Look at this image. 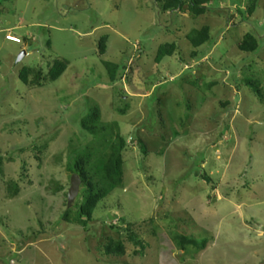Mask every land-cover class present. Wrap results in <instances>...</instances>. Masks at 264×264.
Wrapping results in <instances>:
<instances>
[{
	"label": "rangeland",
	"instance_id": "rangeland-1",
	"mask_svg": "<svg viewBox=\"0 0 264 264\" xmlns=\"http://www.w3.org/2000/svg\"><path fill=\"white\" fill-rule=\"evenodd\" d=\"M162 5L0 0V264H264V99L247 84L264 94V0H213L201 16ZM204 27L196 50L187 36ZM247 34L257 52L239 50ZM166 44L175 53L158 63ZM56 61L69 64L57 82L20 81ZM104 62L119 67L114 83ZM95 106L126 141L123 184L84 228L61 217L71 153L95 161L112 142L81 127ZM111 241L125 256L105 254Z\"/></svg>",
	"mask_w": 264,
	"mask_h": 264
},
{
	"label": "trees",
	"instance_id": "trees-1",
	"mask_svg": "<svg viewBox=\"0 0 264 264\" xmlns=\"http://www.w3.org/2000/svg\"><path fill=\"white\" fill-rule=\"evenodd\" d=\"M162 1V9L165 12L181 11L187 6L188 11L193 15L201 16L207 11V5L212 3L213 0H158ZM255 11V4L253 3L248 14H252ZM187 39L194 49H199L202 46L210 42V30L207 27L201 30H194L188 36ZM107 37H103L100 41L99 51L103 56L106 53ZM239 50L246 53L257 52L259 44L257 39L247 34L242 42L239 43ZM176 45L166 44L159 48L156 61L160 63L166 57H172L175 53ZM193 57H197V53L192 54ZM68 62L56 61L54 66L50 69L48 74L43 77L42 72H35L29 68H24L20 74V81L24 86L29 87H41V81L54 83L57 82L68 68ZM106 68L111 83L116 81V74L119 70L117 65L109 62L103 63ZM30 76H33L30 79ZM252 89L254 95L261 100L264 99V94L260 89L259 82L255 81L247 83ZM124 114V112H122ZM83 130L94 136H100L102 140L112 137V142L109 144V148L106 153L101 154L100 157L94 161V154L89 149H82L73 151L69 158V172L72 175H77L81 180V186L79 195L74 203L69 207L67 211L61 217L62 221L87 227L88 223L93 220V214L98 205L111 193L112 190L121 187L123 184V152L126 148V141L119 134L113 133L112 125L101 124V113L98 106L93 107L89 114L80 121ZM103 136V137H102ZM109 136V137H108ZM115 136V137H114ZM113 138L115 140H113ZM141 144V149L144 154L147 150L142 141H138ZM1 165V159H0ZM11 189H14L11 186ZM17 191L13 192L16 196ZM175 241L179 244L182 250H186L187 247L193 246L203 250L205 248V242L199 243L194 238L176 235ZM105 254L109 257H123L126 254L125 245L120 241H111L105 246Z\"/></svg>",
	"mask_w": 264,
	"mask_h": 264
},
{
	"label": "water",
	"instance_id": "water-1",
	"mask_svg": "<svg viewBox=\"0 0 264 264\" xmlns=\"http://www.w3.org/2000/svg\"><path fill=\"white\" fill-rule=\"evenodd\" d=\"M28 54L24 51L21 53V55L18 58V63H21ZM81 186V180L77 175H73L71 178V186L68 192V205L69 207L73 204V202L76 200V198L79 195Z\"/></svg>",
	"mask_w": 264,
	"mask_h": 264
},
{
	"label": "built area",
	"instance_id": "built-area-1",
	"mask_svg": "<svg viewBox=\"0 0 264 264\" xmlns=\"http://www.w3.org/2000/svg\"><path fill=\"white\" fill-rule=\"evenodd\" d=\"M7 41L10 43H14V44H22V41L20 39L12 37V36H8Z\"/></svg>",
	"mask_w": 264,
	"mask_h": 264
}]
</instances>
